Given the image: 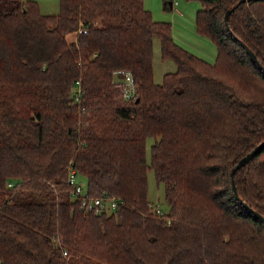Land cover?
I'll use <instances>...</instances> for the list:
<instances>
[{"label": "trees", "instance_id": "1", "mask_svg": "<svg viewBox=\"0 0 264 264\" xmlns=\"http://www.w3.org/2000/svg\"><path fill=\"white\" fill-rule=\"evenodd\" d=\"M199 1L215 61L145 0H0V264H264V222L243 203L264 216V145L232 174L264 141V0ZM156 36L176 65L160 83ZM91 197L116 205L89 211Z\"/></svg>", "mask_w": 264, "mask_h": 264}, {"label": "rangeland", "instance_id": "2", "mask_svg": "<svg viewBox=\"0 0 264 264\" xmlns=\"http://www.w3.org/2000/svg\"><path fill=\"white\" fill-rule=\"evenodd\" d=\"M41 0H38V2ZM40 6L42 12H59L60 4L57 0V9L52 8L49 0H42ZM168 0H145V6L152 11L155 20L170 21L172 23V32L175 41L195 53L196 55L208 60L215 61L217 57V47L211 37L200 34L196 29L197 10L201 7L199 0H173L175 3L170 8H165ZM41 3V2H40ZM39 3V4H40ZM54 5V4H53ZM56 7V6H55ZM104 23V21H101ZM154 77L156 82L160 83L166 72L176 69L175 62L172 59H164L161 55V45L159 37H154ZM155 138L150 137L147 140V157L150 160L151 145ZM149 198L152 202L164 211L169 209V204L165 199V189L163 184H158L153 169L149 170ZM83 186L86 185L85 177H77Z\"/></svg>", "mask_w": 264, "mask_h": 264}, {"label": "built area", "instance_id": "3", "mask_svg": "<svg viewBox=\"0 0 264 264\" xmlns=\"http://www.w3.org/2000/svg\"><path fill=\"white\" fill-rule=\"evenodd\" d=\"M172 4H174L175 2L173 0H169ZM78 32H87V28H84L82 26H80L78 28ZM121 83V82H118ZM123 84H125V89H124V95L126 98H132L135 92V84L133 81V78L131 76L130 73H127L125 76V80L122 82ZM79 91H81L79 89ZM75 170H72L71 174H70V178L72 181H75L74 183L77 184V190L81 191L82 190V186H81V182L77 179V175L75 174ZM90 200L88 201H84V206L86 207L87 210H91V209H99V208H104L107 205L109 206H115L116 205V200L112 197V198H106L104 199L103 197H91L89 198ZM66 254V252H65Z\"/></svg>", "mask_w": 264, "mask_h": 264}, {"label": "water", "instance_id": "4", "mask_svg": "<svg viewBox=\"0 0 264 264\" xmlns=\"http://www.w3.org/2000/svg\"><path fill=\"white\" fill-rule=\"evenodd\" d=\"M244 1H248V0H239V3L244 2ZM233 9H234V7H231V8H229V9L227 10V12H226V14H225L226 22L228 21V16H229L230 12H231ZM242 45L246 48L248 54L252 57V59H253L254 61H256V62H259V60H258L256 54L254 53V51H252V49H251V48H250L245 42H243V41H242ZM261 67H263V66L261 65ZM263 145H264V141H262L261 143H259L258 145H256L251 151H249L245 156H243V157L239 160L238 164L233 168L232 174H233V172H234L235 169L241 167V166L244 165L247 161H249V160L254 156V154H255L260 148H262ZM233 188H234V191H235L236 196L239 198L240 196H239V193H238V190H237L236 183H235V180H234V179H233ZM240 200L242 201V199H240ZM243 203H244V205H245L247 208H249L251 211H253L254 214H255L258 218H260V219L264 222V216H263L260 212H258L257 210H255L253 207L249 206L248 203H246V202H243Z\"/></svg>", "mask_w": 264, "mask_h": 264}, {"label": "crops", "instance_id": "5", "mask_svg": "<svg viewBox=\"0 0 264 264\" xmlns=\"http://www.w3.org/2000/svg\"><path fill=\"white\" fill-rule=\"evenodd\" d=\"M38 1V0H37ZM50 1V5H52V8H56L57 9V5H56V3H57V0H49ZM41 2V3H40ZM42 2H44V1H39V3H40V6H42ZM54 4V5H53ZM56 6V7H55ZM44 13H47V12H44ZM53 13H55V12H53ZM70 37V39H73L74 38V35H72V36H69Z\"/></svg>", "mask_w": 264, "mask_h": 264}]
</instances>
